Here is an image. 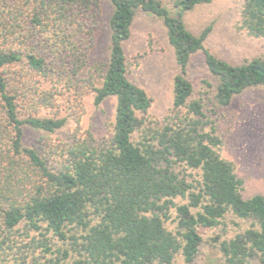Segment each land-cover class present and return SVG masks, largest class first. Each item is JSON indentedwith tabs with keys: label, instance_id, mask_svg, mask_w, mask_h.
I'll return each mask as SVG.
<instances>
[{
	"label": "trees",
	"instance_id": "trees-1",
	"mask_svg": "<svg viewBox=\"0 0 264 264\" xmlns=\"http://www.w3.org/2000/svg\"><path fill=\"white\" fill-rule=\"evenodd\" d=\"M100 1L0 0V264H189L199 229L227 214L250 225L214 237L223 263L264 264V196H242L212 118L264 87V55L230 63L205 46L211 25L187 28L184 14L210 0H107L108 59L82 75ZM138 10L161 19L179 69L160 123L147 115L152 98L128 77L123 42ZM237 27L264 38V0H243ZM195 54L214 80H203L208 90L198 96L186 77ZM87 94L95 105L115 98L110 136L79 132ZM69 119L76 127L65 137L23 143L25 128L52 134Z\"/></svg>",
	"mask_w": 264,
	"mask_h": 264
},
{
	"label": "rangeland",
	"instance_id": "rangeland-1",
	"mask_svg": "<svg viewBox=\"0 0 264 264\" xmlns=\"http://www.w3.org/2000/svg\"><path fill=\"white\" fill-rule=\"evenodd\" d=\"M161 1L166 6L172 3V0ZM242 2L210 0L187 11L183 16L184 24L195 34L211 25L205 46L216 56L233 64L245 58L264 55V38L252 37L237 27ZM99 11V28L82 75L94 63H105L108 59L110 30L107 21L112 7L107 0H101ZM131 23L130 36L123 42L124 54L130 62L128 77L152 98L147 115L149 119L160 123L171 108L173 77L179 69L160 18L138 10ZM186 77L194 87L195 96L208 90L203 80L214 82L203 65L201 54L191 57ZM58 102L62 104L60 114L66 115L70 111L67 108L68 99L62 96ZM114 108V97H108L101 104L95 105L93 95H85L82 109L78 110L79 132L91 131L95 137L110 136ZM212 118L222 139L220 154L233 163L237 177L242 180V196H264V87L249 88L234 96L228 105L216 107ZM75 127L76 123L69 119L62 129L52 134L25 128L23 143L29 146L44 136L55 141L65 137ZM249 225V221L227 214L217 227L200 228L198 252L189 264H224L214 237H230ZM21 238L25 239V236ZM177 260V263L182 262L181 257Z\"/></svg>",
	"mask_w": 264,
	"mask_h": 264
}]
</instances>
